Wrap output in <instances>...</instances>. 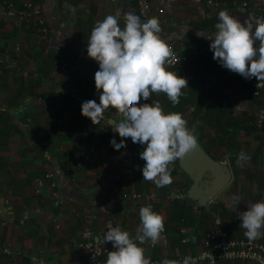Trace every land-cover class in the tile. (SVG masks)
<instances>
[{"label":"crops","instance_id":"crops-1","mask_svg":"<svg viewBox=\"0 0 264 264\" xmlns=\"http://www.w3.org/2000/svg\"><path fill=\"white\" fill-rule=\"evenodd\" d=\"M26 1L0 0V264H87L76 246L85 227L106 233L108 224L120 222L135 239L139 209L148 204L165 222L154 246L140 245L152 264L201 251L217 218L231 237L247 238L239 213L264 200V105L244 77L208 54V37L219 11L242 23L248 11L231 0H152L165 11L161 38L189 53L198 45L199 53L184 70L192 79L179 104L163 93L140 104L159 100L165 112L181 113L202 142L209 135L219 141L210 153L226 158L232 170L229 184L202 212L180 197L188 181L174 163L173 182L161 188L143 181L139 153L146 145L127 138L117 151L110 144L121 143L108 125L121 118L114 109L95 125L81 115L84 101L99 104V65L86 51L91 29L109 14L123 27L125 13L138 15L135 2L33 0L29 9ZM241 151L244 160H238Z\"/></svg>","mask_w":264,"mask_h":264},{"label":"clouds","instance_id":"clouds-1","mask_svg":"<svg viewBox=\"0 0 264 264\" xmlns=\"http://www.w3.org/2000/svg\"><path fill=\"white\" fill-rule=\"evenodd\" d=\"M123 20L121 27L118 16L109 14L91 29L86 51L99 65L94 75L99 104L84 101L81 115L95 125L104 119L107 109H114L121 118L109 120L108 125L119 134L121 143L113 139L110 144L117 151L126 147L127 138L146 145L139 153L145 162L143 181L163 188L173 182L169 166L193 151L198 137L181 113L165 112L159 100L150 104L140 101L163 93L175 106L188 82L169 70L173 52L159 35L162 28L158 17L141 21L140 16L128 12ZM218 21L216 31L208 37L213 59L246 79L256 78V87L264 86V16H252L242 23L229 11L221 10ZM244 159L246 153L241 151L238 160ZM239 202L237 197L236 205ZM239 218L244 235L249 240L259 239L264 235V200L249 202L248 210L240 212ZM139 219L135 239L119 225L108 224L104 243L111 242L115 250L107 252L104 264H152L140 245H155L160 240L165 231L164 217L148 204L140 207ZM161 264H195V260L187 256L163 259Z\"/></svg>","mask_w":264,"mask_h":264},{"label":"built area","instance_id":"built-area-1","mask_svg":"<svg viewBox=\"0 0 264 264\" xmlns=\"http://www.w3.org/2000/svg\"><path fill=\"white\" fill-rule=\"evenodd\" d=\"M133 1L136 4V12L140 15L142 21L153 16L158 17L162 28V23L166 21L163 8L157 7L155 9L152 0ZM231 2L247 10L249 17L264 16V0H231ZM26 6L29 9H35L33 0L26 1ZM45 30L43 32H46ZM168 43L173 52L169 70L176 71L179 76L185 78L189 83L192 77L184 73L183 69L185 65L190 63L191 57L199 53V46H193L189 53L182 51L174 42ZM244 79L247 83H250L254 95L264 105V86L256 87V78ZM47 175L52 178L55 172L50 170ZM117 225L121 227L120 222L113 224L114 227ZM104 235V232L94 231L90 226L85 227L79 234L76 246L85 255L87 264H104L107 252L115 250L111 242L104 243ZM150 245L154 246L151 243ZM187 256L192 257L195 264H221L222 261L227 260H249L254 264H264V235L256 240L231 237L223 227L221 220L217 218L214 220L213 227L204 237L202 250L196 254L179 255V258L182 259Z\"/></svg>","mask_w":264,"mask_h":264},{"label":"water","instance_id":"water-1","mask_svg":"<svg viewBox=\"0 0 264 264\" xmlns=\"http://www.w3.org/2000/svg\"><path fill=\"white\" fill-rule=\"evenodd\" d=\"M197 137L196 148L174 164L188 181L180 197L204 212L207 204L229 184L232 170L226 158L214 157Z\"/></svg>","mask_w":264,"mask_h":264},{"label":"trees","instance_id":"trees-1","mask_svg":"<svg viewBox=\"0 0 264 264\" xmlns=\"http://www.w3.org/2000/svg\"><path fill=\"white\" fill-rule=\"evenodd\" d=\"M135 6H136V4H135ZM139 15V14H138ZM140 16V15H139ZM141 18V17H140ZM142 19V18H141ZM208 54H213V52L210 50V49H208ZM198 55V54H197ZM197 57V56H196ZM193 60H195V58L193 59ZM198 61H199V59H198ZM196 64L197 65H199L198 64V62H196ZM210 65H211V63H210ZM187 66H188V64L187 65H185V67H184V69H183V71L185 70L186 71V68H187ZM185 71H184V73H185ZM247 86H248V88H249V90L253 93V89H252V87L250 86V83L248 82L247 83ZM253 95H254V93H253ZM255 96V95H254ZM202 102H204V100L202 99ZM204 104H206L205 102H204ZM229 138H233L232 137V134H231V136H229ZM220 139H221V137H220ZM219 139V140H220ZM203 140V139H202ZM203 142H204V140H203ZM218 142L219 141H217V139H216V141H215V138H211V136L209 135L208 136V139H207V142H204V144H205V147H206V149L209 151V152H211L210 151V148L213 146V145H217L218 144ZM224 155V153H218L216 156L217 157H221V156H223ZM230 161H231V164H233V166H234V161H232L231 159H230ZM177 201V203H178V200H176ZM185 208H182V207H180L179 208V210H178V212H179V217L181 218V219H185L184 217L186 216L185 215ZM193 212H194V210H192Z\"/></svg>","mask_w":264,"mask_h":264},{"label":"rangeland","instance_id":"rangeland-1","mask_svg":"<svg viewBox=\"0 0 264 264\" xmlns=\"http://www.w3.org/2000/svg\"><path fill=\"white\" fill-rule=\"evenodd\" d=\"M28 1V0H27ZM198 103V102H197ZM193 106H195V105H193ZM195 111H200L199 110V106H195V109H194ZM197 132V131H196ZM197 134V133H196Z\"/></svg>","mask_w":264,"mask_h":264}]
</instances>
